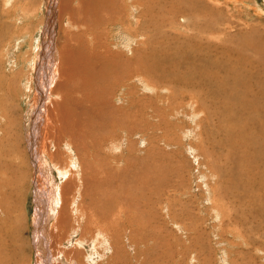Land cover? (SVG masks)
Listing matches in <instances>:
<instances>
[{
	"label": "rangeland",
	"instance_id": "obj_1",
	"mask_svg": "<svg viewBox=\"0 0 264 264\" xmlns=\"http://www.w3.org/2000/svg\"><path fill=\"white\" fill-rule=\"evenodd\" d=\"M7 1L0 0V187L2 188L0 190L3 191V195L0 194V196H6L5 199L0 197V264H29L32 259H34L33 264H36L37 255L34 248L36 222L33 216L35 187H33L34 177L31 176L33 171L29 163H32L30 144L33 143L35 148L39 131L28 132V129L40 124V117L46 112L45 108L49 111L53 109L55 119L58 121H52L49 126L52 136L48 137L47 145L52 157L46 154L47 161L52 162L54 166V176H57H55V182L62 184L64 180L71 178L72 170L75 171L72 164L71 168L69 167L70 172L68 171L66 177L62 176L63 179L59 172L62 171L61 168H65L68 153L72 163L80 162L76 152L78 148L84 168H92L94 171L97 168L98 171L94 174L100 179L104 178L109 171L113 182H107L108 184L104 185L103 181L97 185L89 184V181L85 180L84 184L81 180L82 166H78L81 175L76 173V182L74 181L71 194L72 198L75 195V199L72 200L71 210L69 209L72 219L74 217L77 222L71 220L69 228H66L67 230L62 228L58 233L56 232L55 241L52 240L61 250H73L71 253L73 259L66 264L73 262H76L73 264H116L111 257L116 258L118 264H264V219L252 215L251 207L255 209L257 203L250 202L242 196H237L235 199L234 194L227 193L233 192L226 181L228 180L227 170L231 169L226 157L230 151L227 146H220L214 140L215 134H212L214 122L210 113L212 108L207 98L208 89L197 92L188 85H178L175 82L173 85H168L162 82L163 77H159L158 83L154 81L156 86L145 85L142 78L132 75L135 78L117 86L116 96L114 98L113 94L111 102L113 100L119 110L126 114H133L134 109L137 110L140 108V103L145 102L146 106L141 110L142 117L131 118L130 122H135L136 128L131 126L129 129L117 126L112 128L113 134L116 135L113 146L107 140L101 142L90 135L80 137L79 145L73 144L67 136L70 134V130L67 129L72 124L69 126L66 121H62L65 132H60L61 111L67 110L66 108L71 105V109L68 108V110L80 118L87 117L91 120L93 117L88 110V104L78 102L79 99L81 100L78 98L79 93L73 97L68 96L66 84L62 86V89H58V83L61 81V60L58 49V61L54 68L57 75L53 78L51 85L54 89L51 86L47 89L53 97L47 102V97L43 99L41 107L38 106L36 115L30 118L29 123L25 117L35 100L28 80L30 77L35 80L33 76L35 69L30 75V60L37 51L38 53L41 51V47L39 50L36 47V44L38 46L37 36L40 31L45 32L47 26L52 24L51 37L59 48L62 28L68 27L69 23L66 19V22H62L63 19L60 18L57 10L53 14L51 12L48 14L50 8L47 9L46 0L44 2L43 0H10L9 3ZM47 1L51 6L52 0ZM184 1L183 4H179V7L173 8L174 12L170 15L173 17L164 24L174 21L181 26L179 33L182 34L185 30L187 34L188 32L195 34L205 21L209 26L204 36L207 35L216 48L210 52V59L213 63L216 61L218 65H221L219 63L224 65V71L221 74L224 75L223 78L234 77V73L227 69V65L233 66L230 61L238 63L237 65H245L249 59L264 63V0H213L207 9L205 20L202 17L193 16V6L196 7L198 4L191 3L192 0ZM167 3L169 2L165 4ZM80 4V0H74L75 8L79 9ZM87 8L85 6V10L77 14L78 21L83 19L78 23L80 26L75 23L71 28L78 48L82 53L90 55L86 57L88 60H92L94 58L91 53L94 48L93 44L89 43L87 25L92 17L96 26L99 27L101 14L88 15L85 13ZM169 8V6L163 7L166 10ZM106 29L108 32L102 38L105 48L111 47L113 50L124 53L128 51L126 56L130 54L128 57L132 60L135 54L133 55L131 50L137 38L133 39V45L131 31L121 23L115 22ZM222 31L224 33H221ZM35 38L37 42L34 41ZM192 51L198 52L194 49ZM219 51L222 53L220 54ZM229 56L233 59L228 60ZM48 64L50 66L52 63L48 60L45 64L48 72L45 81L51 79L52 72L49 71L53 68H49ZM41 70H44V67ZM219 70H216L218 74ZM241 72L243 76L240 79L243 80L247 72L243 68ZM32 89L36 92V85ZM170 94L180 98L176 101L171 99L168 101L167 96ZM160 109L165 113V120L161 118ZM30 114L31 111L29 116ZM126 114L122 118L127 117ZM218 139L222 141L223 135ZM67 144L73 146V149ZM109 145L110 149H108ZM94 191H98L96 196L93 194ZM73 202L76 204L74 205ZM7 203L10 209L6 207ZM79 205L84 213L78 209ZM88 205L93 207L94 211L97 209L99 216H102L99 217V224L94 223L91 216H89L90 219L88 218L87 214L91 215L92 211L91 208L89 210ZM4 206L5 209L8 208V212ZM238 212L244 213V222L239 221ZM8 219L11 220L8 221ZM50 222L47 233L53 231L54 221ZM100 233L103 237H100ZM48 238L51 239L50 236ZM110 241L113 243L111 247ZM48 248L49 255L52 248L50 245ZM13 250L15 253L12 256ZM59 262L53 260V264H60Z\"/></svg>",
	"mask_w": 264,
	"mask_h": 264
},
{
	"label": "bare ground",
	"instance_id": "obj_2",
	"mask_svg": "<svg viewBox=\"0 0 264 264\" xmlns=\"http://www.w3.org/2000/svg\"><path fill=\"white\" fill-rule=\"evenodd\" d=\"M44 1L45 0H43V2ZM80 1H81L80 8L77 9L74 7V0H60L59 2L58 0H54V1L52 0L51 6H49L48 1L46 0L48 5L47 9L50 8L48 14L49 12L53 14L55 13V10H57L59 12L60 18L63 19L62 22L64 23L66 19L67 22L69 23V26L68 27L63 26L64 28H62V34L59 38V48L55 44V40H53V38L51 37L52 24H50V20H49L50 25L47 26L46 31L43 32L42 30L39 32V34L37 33L38 46L36 44V47L37 50H39V48L41 47V51L39 53L37 51V54L32 57V60H30L31 61L30 75L34 72L35 69V73L33 75L35 80H33L30 77L28 82L30 83L31 87L30 85L29 86L27 85L32 90L31 92L34 94L35 100L34 103H32L33 105L31 109H29L28 112L25 114L26 121H28L29 123V121L32 119V116L36 115L38 106L42 103L44 98L46 99L47 97L46 99L47 102L50 101V99H52L53 97L52 93H48L47 89L49 86L52 85L54 81L53 78L56 77L57 75V71H54V68L56 66V62L58 61V51L61 60L60 62L61 81H59L58 83V89L59 90L62 89V86L66 84V86L68 87V90H66L68 92V96L73 97L75 94L79 93L78 98H81V100L79 99L78 102H83L88 104V110L90 111V114L93 117V119L91 120L87 119V117L83 119L80 118L74 112L68 110V108L71 109L72 107L71 105H69L66 108L67 110L61 111L59 115L60 132L62 133L65 132V127L63 129L62 121H66L69 124V126L70 124H72L70 127H68L69 129H67L70 130V134L69 135L67 134V136H69L70 138L69 141H71L73 144L77 143L79 145L80 143L78 142L80 141L79 140L80 137L85 135L86 136L90 135L91 137H96L97 140L101 142L107 140L109 141L110 145H112L114 143L113 139L114 137H116L115 133L113 134L114 130L112 128L116 126L123 129H129V126H131L132 128H136L135 122H130L131 118L134 117L135 119H138V117H142L141 110L146 106L145 102L140 103V108H138L137 110L134 109L133 114H126L124 111L119 110L116 104L113 103L114 102L113 100L111 102V97L113 96V94H114V98L116 96L115 89L117 88V86L133 78L134 76L132 75H136L142 78L145 85H155L154 81L158 83L160 81L159 77H163L164 81L162 82H166L168 85H173L174 82L177 83L178 85L179 84H182L184 86L188 85L197 92L204 91L207 88L209 91V95L208 97L207 96L206 97L209 100L210 103L209 106H211L210 108H212V111L210 110L211 111L210 113L213 120L212 122H214L213 124L214 131L212 130V134H215V136H213L215 138L214 140H216L218 145L220 144V146H227L230 151V154H228L226 157H227V161L231 165V169H229V171L227 170L228 180L226 181H228V184L230 185L229 187L233 192L231 193L227 192V193L234 194L235 199L237 196H242L243 198L249 199L250 202L257 203L255 204L256 205L255 209L254 207H251L252 215L260 216L264 219V65L259 64V63L261 64L264 63L255 59H249L247 64L245 62V65H237L238 63L235 64L233 61H230V64H232L233 66L227 65V69L228 71L232 72V74L234 73V77L232 79L223 78L222 76L224 75L221 74L222 71H224V65L219 62L218 63L221 65H218L216 61L213 63V61L210 59L211 57L210 52L214 51V49L216 48L211 43L207 35L204 36L205 33H207L206 29L209 26L205 21L201 24L200 26L201 29L197 30L195 28L197 30L195 34L192 33L189 34V32L187 34V32H184L185 30L183 31L184 33L183 32L182 34L179 33L178 30L181 28V26H179L177 22L175 23L174 21L172 22L170 21L164 24L165 21L173 17V16L170 17V15H172L174 12L173 8L177 6L179 7V4L181 5L183 4V2H185L184 0H80ZM211 1L213 2V0L190 1L191 3H195L196 5L198 4L196 7L193 6L192 9L193 16L202 17L203 20H205L207 9L211 5ZM9 2L10 0L7 1V3ZM166 2L169 3L165 4ZM85 6L88 7L86 9L87 12H85L88 13V15L91 14V16H97L98 13L101 14V25H99V27L96 26L97 24L94 23L92 17L90 19L89 24L87 25L88 26L87 31L90 37L89 43H92L94 45V46L92 45L94 50L91 53L94 59L92 60L89 59L90 61L86 58L88 54L82 53L80 51V48H78L76 43L77 41L74 38V31H72L71 28L73 25H75V23L76 24L80 23L81 19L79 21L77 20V14L80 11H84ZM166 6L170 7L169 10L163 9V7ZM186 21L188 22V20ZM115 22L121 23L129 31H131V41L137 38L135 46L133 47V50H131L132 54L133 55L135 54L134 55L135 57L132 60L128 57L130 54L126 56L127 55L126 53H128V51L124 53L123 51H118L116 49L113 50L111 49V47L107 48L106 46L105 48L103 44L105 42L102 40V38L105 35V33L108 32V31L106 32L107 30L106 27H108L109 29L111 25ZM78 25L80 26V24ZM221 33L224 32L222 31ZM106 38L107 37H105V39ZM34 41H36V38L34 39ZM84 44L86 45L85 41ZM133 45H134V41H133ZM119 46L121 45L119 44ZM218 48L219 47L217 46V49ZM193 49L198 52L194 53L192 51ZM34 50H36V48ZM221 53L222 52H220V54ZM225 53H227V51ZM199 55H202L204 57ZM231 59L233 58H230L229 56L228 60ZM48 60L50 61V63H52L50 66L48 64L49 68L51 67L53 68H51L49 71L50 73L52 72L50 75L51 79L45 81L46 80L45 77H47L48 75L45 64L47 63ZM43 67L44 70H41ZM242 68L247 72L244 75L243 80L240 79L243 76V73L241 72ZM217 69H220L219 74L216 71ZM31 82H34V84H31ZM34 85H36L37 87L36 92L34 89H32ZM52 88L54 89V86ZM167 98L168 101L170 99L172 101H176L180 97L173 94L171 96L170 94L167 96ZM197 102L199 101L197 100ZM126 107L127 106H125V108ZM41 110L43 111L42 108ZM44 110L46 112L43 114L42 117H40L41 120L40 124L38 126L34 125L35 127L33 126L34 127V128L32 127L33 129L32 128L28 129V126L26 125V129H25L26 131L28 129V132L36 131L37 133L39 131V133L37 134L38 140L35 148H33L32 145L33 143L30 144V149L32 151L30 158L32 159V163L31 162L29 163L30 166L32 167L33 174L31 176L34 177L33 187H35L33 189V195H34L33 198L35 204L34 207L35 214L33 216L36 222L35 225L36 229L34 228L35 230L34 248L36 252L35 255H37L36 264H53V260L57 262L60 261L61 262V263L59 262L60 264H66L67 261L73 259L72 258L73 256L71 255V253H73V250L71 249L69 251L61 250L54 245L55 243L52 242V240L55 241L56 232L58 233L60 230H62V228L65 229L69 228V224H71V220L77 222V220L74 217L72 219V214L70 213V210H71L72 200L75 199L74 198L75 195L72 198L71 194L73 192V185L76 182L75 181L76 173L77 175H81L78 166L80 165L82 166L81 180H83L84 184H85V180L89 181L88 182L89 184L93 183L97 185H100L101 183L99 182H103V181L105 182L104 185L108 184L107 182H111V183L113 182L111 179L112 177L110 178L111 173H109V171L105 174L104 178L100 179L98 176L95 175L96 174L95 172L98 171L97 168H95L96 171H94L92 168H84V166L82 165L83 164L81 159L82 156L77 151L79 150V148L76 150V152L80 162L72 163L71 162L72 160L70 161L71 157L69 156L68 153L66 163L64 164L65 168H61L62 171L59 172V174L61 175L60 176L61 179H63V177H66V175L68 174V171L70 172V168H71L70 165L72 164V166H74L75 168V171L72 170L71 178L68 179L65 178L66 180H64L62 184L60 183L57 184V182H55L56 175L54 176V166L51 164L52 162L49 163L50 161L49 162L47 161L46 154H49L51 156V153L49 152V146L47 145V139H49L48 137L52 136V131L49 129V126L52 121L54 120H56L55 122L58 121L57 119H55V116L53 114V109L49 111V109L45 108ZM205 110L207 111L206 108ZM30 111H31L30 114L31 116H29ZM149 111L150 110L148 109V112ZM160 113L162 116L161 118L165 120V113L161 111V109H160ZM125 114L127 115V117L122 118V116H124ZM221 135H223V140L218 141L219 140L218 137L220 138ZM71 145L69 144L68 147ZM110 145L108 149H110ZM72 147L73 146H71V149H73ZM0 189L2 188L0 187ZM2 192L3 191L0 190V194H2ZM97 192L98 191H94V193L93 192L92 193L94 194V196H96ZM90 193L91 191L89 192L88 195H90ZM0 197H3L4 199L6 198V196L5 197L0 196ZM1 204H3V202ZM59 204L61 205L60 208H59ZM75 204L76 203H74V205ZM80 205L78 206V209H81L82 213H84V210ZM5 206L4 209L6 207L10 209L8 203L7 206L6 207ZM86 207L87 206H85V208ZM8 208L5 209L7 210V212L9 211ZM90 208L92 209V211L90 212L91 215L87 214L88 218L89 216H91L93 222L99 224L100 223L99 217L102 216H99L100 214L98 213L99 211L97 209H95L96 211L95 212L93 210V207H89V210ZM87 212L89 211L87 210ZM237 215L240 218L239 221H243V222L245 221V217H244L245 215L243 212H238ZM11 218L13 217L11 216ZM108 218L109 219L111 218L110 214ZM9 220L11 219H8V221ZM14 220L16 219L14 218ZM52 220L54 221L53 231L52 233H47L48 224L51 223L50 221ZM48 236H50L51 239H49ZM100 237H103L101 233H100ZM49 245L52 248V250L49 251L50 256L48 255ZM112 245L113 243L112 241H110L109 246L111 247ZM72 246L74 247V245ZM77 249H79V247ZM14 253L15 250H13L12 256L14 255ZM12 258L15 259V257ZM111 258L113 259V261H115L116 264H118L116 258L114 257ZM33 261L34 259H32V262L29 264H33Z\"/></svg>",
	"mask_w": 264,
	"mask_h": 264
}]
</instances>
